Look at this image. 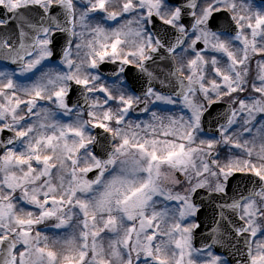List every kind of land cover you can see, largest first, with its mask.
<instances>
[{"label":"snow or ice","instance_id":"snow-or-ice-1","mask_svg":"<svg viewBox=\"0 0 264 264\" xmlns=\"http://www.w3.org/2000/svg\"><path fill=\"white\" fill-rule=\"evenodd\" d=\"M0 264H264V0H0Z\"/></svg>","mask_w":264,"mask_h":264},{"label":"flooded vegetation","instance_id":"flooded-vegetation-1","mask_svg":"<svg viewBox=\"0 0 264 264\" xmlns=\"http://www.w3.org/2000/svg\"><path fill=\"white\" fill-rule=\"evenodd\" d=\"M142 118H144V117H142Z\"/></svg>","mask_w":264,"mask_h":264},{"label":"rangeland","instance_id":"rangeland-1","mask_svg":"<svg viewBox=\"0 0 264 264\" xmlns=\"http://www.w3.org/2000/svg\"><path fill=\"white\" fill-rule=\"evenodd\" d=\"M144 118H146V117H144Z\"/></svg>","mask_w":264,"mask_h":264}]
</instances>
